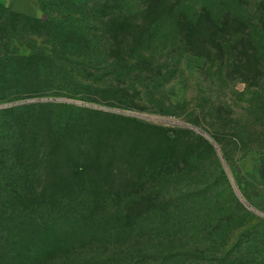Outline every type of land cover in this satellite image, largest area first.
<instances>
[{
	"label": "rangeland",
	"instance_id": "1",
	"mask_svg": "<svg viewBox=\"0 0 264 264\" xmlns=\"http://www.w3.org/2000/svg\"><path fill=\"white\" fill-rule=\"evenodd\" d=\"M40 1L41 19L0 0L14 37L0 42V109L31 106L18 115L24 140L10 143L27 148L17 192L64 195L61 209L113 212L122 226L145 213V233L99 253L90 244L79 264H103L113 251L128 264H264V68L240 65L241 40L198 50L189 20L160 21L163 31L149 35L158 18H105L120 8L105 4L87 40L86 8ZM212 2L222 19L232 6L260 26L264 0ZM133 3L145 10V0ZM4 43L15 45L6 60ZM130 152L145 155L140 185L124 172Z\"/></svg>",
	"mask_w": 264,
	"mask_h": 264
},
{
	"label": "trees",
	"instance_id": "2",
	"mask_svg": "<svg viewBox=\"0 0 264 264\" xmlns=\"http://www.w3.org/2000/svg\"><path fill=\"white\" fill-rule=\"evenodd\" d=\"M64 1L67 4L73 3L78 8L87 9L85 12H88L89 25L86 29L81 30L84 39L90 40L91 33H93L90 23L99 17L96 8L102 4L109 7L119 5L118 11H110L109 14L102 17L132 18L142 14L151 15L158 20L152 23L149 35H152L158 28L163 31L164 24L159 25L160 21L166 25V22L168 23L174 18L189 20L195 23L191 33L193 32L194 46L198 50H205L206 52L210 50L211 52L210 48L217 47V43H220V45L218 44L220 50H225L232 38L240 39V46L244 50L243 57L238 60L240 65L252 75L256 74L257 71L262 72L264 68V40H262L264 39V14L262 15L263 18L258 20L260 26L257 27L247 13L238 12L232 6L230 9L227 7L231 14L228 12V16L224 17L226 19H222L220 13L223 12H219V8L213 6L215 2L208 4V0H145V10L143 11L139 9L137 3H133L135 0H127V2L120 0ZM38 2L43 14H46L43 3L40 0ZM250 5L247 7L249 8ZM11 11L13 12L12 9ZM85 12L84 14H86ZM0 24L6 29V34L0 35V42L14 38L13 35L9 36L12 33L9 31L8 20H2ZM219 36H222L221 40H219ZM227 37L231 40H227ZM216 40H218L217 43ZM4 45L6 44L4 43ZM13 46H15L13 43L10 46L6 45L2 60H6L15 54L13 53ZM22 48L27 50L25 55L28 58L36 55V51L29 47L23 46ZM193 54L200 55L203 53L196 51ZM246 79L249 78L245 77L244 79L245 82H248ZM30 108L31 106H12L0 109V264H79L82 263V256L90 244H95V248L98 250L96 252L99 253L103 250V246H112L116 238L121 240V237L135 235L137 237L139 233H145L144 212L137 214L136 217H131V222L128 221L126 226H122L119 220L113 216L116 214L113 212H88L84 214L85 212L75 213L61 209L60 206L67 198L64 195H26L17 192L19 188H23V184L27 183L20 175V170H22L20 150L27 148L24 145L21 148V145L13 146L12 144L16 139L24 140V138L18 137L21 132L18 115ZM127 157L125 163L127 170L124 172L126 174L131 173L129 179L135 181V185L144 183L145 155L139 154L137 156L136 153L130 152ZM137 165L139 166L137 167ZM112 174L113 176L115 174H118L119 177L122 176V173L116 168L113 169ZM83 186L87 189L89 183ZM83 186H79V188L83 189ZM53 187L58 188V185L55 184ZM61 188V190L65 189V187ZM13 189L15 193L11 194ZM102 230H104L103 234H101ZM105 234L104 239L99 240ZM102 243H104L103 246ZM104 252L106 251L104 250ZM112 254L114 257L107 259L106 262L101 261V263H129L128 260H122L124 251L119 253L113 251ZM161 264H171V260L169 258L162 260Z\"/></svg>",
	"mask_w": 264,
	"mask_h": 264
},
{
	"label": "crops",
	"instance_id": "3",
	"mask_svg": "<svg viewBox=\"0 0 264 264\" xmlns=\"http://www.w3.org/2000/svg\"><path fill=\"white\" fill-rule=\"evenodd\" d=\"M11 7L13 12L20 15L40 19L44 15L38 0H13Z\"/></svg>",
	"mask_w": 264,
	"mask_h": 264
}]
</instances>
